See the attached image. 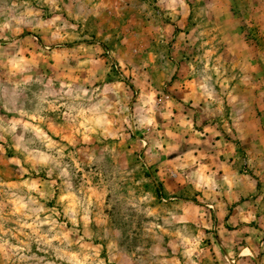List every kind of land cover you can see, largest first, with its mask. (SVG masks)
I'll use <instances>...</instances> for the list:
<instances>
[{
	"label": "rangeland",
	"instance_id": "rangeland-1",
	"mask_svg": "<svg viewBox=\"0 0 264 264\" xmlns=\"http://www.w3.org/2000/svg\"><path fill=\"white\" fill-rule=\"evenodd\" d=\"M175 65L205 124L162 108ZM238 91L264 231V0H0V264H264V235L238 254L206 207L228 194L201 138Z\"/></svg>",
	"mask_w": 264,
	"mask_h": 264
},
{
	"label": "crops",
	"instance_id": "crops-1",
	"mask_svg": "<svg viewBox=\"0 0 264 264\" xmlns=\"http://www.w3.org/2000/svg\"><path fill=\"white\" fill-rule=\"evenodd\" d=\"M175 67L177 78L172 87L174 91L171 92L168 101L164 100L160 102L162 108L164 106V108L168 107L171 109V115L173 114L177 119L184 117L190 119V122L194 124H205L209 121L211 113L208 99L205 100L204 96H200V94H198V96L195 95L197 90L195 89L194 81L187 82L185 88L182 83L183 80H181V67L180 65H175ZM185 97H188L189 100ZM245 103L246 102H242V96L239 91L236 93L233 92V102L230 101L229 103L232 117L230 116L226 118L227 115H225L224 112L219 113L218 115L221 119H217V125L212 126V123L211 126H205L206 131L203 132V137L201 138L203 144L209 151V155L215 161V167L210 168L208 166V168L213 173H215L214 171H217L216 173L219 177L218 184L214 185V183L210 182L207 186H209V188L222 186L226 191L224 193H226V195L228 194L225 199L221 198L220 200L217 199V201H211L208 203L206 207L209 208V210L207 209V211L211 214V208L214 210L218 209V211L216 210V217L222 222L221 227L229 225L232 222L234 224L236 221L233 231L224 230L226 228L222 229L220 227L221 230L219 234L221 236L239 235L237 245L233 247V251L238 252V254L239 251L242 250V247H239V241L242 242L246 240L248 236L264 235V231L262 230L263 227H259L258 224L253 225L254 222L259 220L258 211L255 205L256 202L254 200L244 202L237 196L238 191L236 188L241 185H244L246 188V186L249 187V185L252 186L255 184V191L257 192V195L260 194V189L258 190V180L251 178L250 176L242 175L235 166L237 156L240 154V150L243 147V143L241 142L243 133L241 130L243 125L247 126L249 124L251 126L253 123H257L258 119H261V117L258 118L257 110H252V108H257V101L255 100L253 103L251 101L249 105H246ZM224 105L226 106V104ZM253 112H255V114L252 115ZM261 116L263 117V115ZM226 125H229V127H227L229 128V132H224V129H222L225 128L224 126ZM219 126H222V128H219ZM257 134L258 132L250 134L248 139L249 149L251 150L250 153L256 156L262 151L261 148L259 149V144L257 142L261 138L263 139L262 135H259L260 137H258ZM199 154L201 155L202 152H199ZM194 155H196V153H194ZM233 158L234 160L232 161ZM220 196L221 195L219 194V197ZM221 242L228 247V250L225 249V247L224 250L229 253V247L231 246L229 245V239H224L225 244L223 241ZM249 247L253 249L252 245ZM249 247L248 249L250 250ZM242 256L243 255L240 254L239 258Z\"/></svg>",
	"mask_w": 264,
	"mask_h": 264
}]
</instances>
